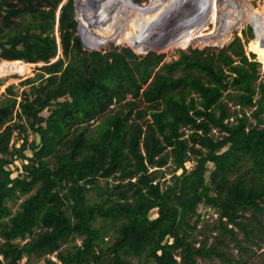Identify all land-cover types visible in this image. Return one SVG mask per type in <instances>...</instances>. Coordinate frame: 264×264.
Segmentation results:
<instances>
[{"label": "trees", "instance_id": "obj_1", "mask_svg": "<svg viewBox=\"0 0 264 264\" xmlns=\"http://www.w3.org/2000/svg\"><path fill=\"white\" fill-rule=\"evenodd\" d=\"M62 1L0 0V62L42 64L18 84H9L13 76L0 79L5 264L23 258L25 264H246L252 247L264 264V78L257 49L248 44L247 56L235 37L216 52H180L154 72L163 54L134 45L127 46L146 56L129 48L95 51L100 44L79 32L81 23L92 39L118 43L135 35L151 50L130 21L133 7L121 8L127 0H93L99 19L111 20L118 32L94 22L84 0ZM56 23L62 59L51 62ZM169 161L171 176L160 182ZM200 208L217 215L210 231L218 238L210 246L193 238ZM226 236L238 259L220 250Z\"/></svg>", "mask_w": 264, "mask_h": 264}, {"label": "rangeland", "instance_id": "obj_2", "mask_svg": "<svg viewBox=\"0 0 264 264\" xmlns=\"http://www.w3.org/2000/svg\"><path fill=\"white\" fill-rule=\"evenodd\" d=\"M67 0H63L61 2V5L65 4ZM212 0H203V3L208 4ZM76 2V0H73V3ZM143 7V10H139L134 3ZM201 0H127V3L124 4L121 8L127 10L131 7L135 10V12L132 14L130 21L135 25V27L139 31V36L142 40V44L146 46L147 48L151 49H145L142 46H140V43L137 38H135V35H131L130 37H126L125 42H128V45L135 46L138 49L144 50L145 52L150 53H159L163 54L165 56L163 63L161 65L159 64L154 68V72H157L161 66L165 63H170L172 61H175L180 54V52L189 53L191 50H210V51H218L225 46H227L235 37H239L242 40V43L244 45V52L248 56L251 52L247 49L248 44L250 49L255 50V38H256V32L254 29V26L251 22H254V24H257V20L259 16H262V13L264 12V0H247L246 2H243L245 6H247L250 9V12L248 14H245L244 16H241L240 10L242 7L240 4H238V0H220V6L218 10V21L216 24H212L211 21L207 24L204 34L212 33V36L208 41H191L189 43H185V45H178V44H169L168 40L169 36L179 34L181 32H184L185 30H190L192 27H194L198 21L199 18L198 15H196L197 11L201 8V5L199 4ZM212 3V2H211ZM85 8L90 12V14L93 17L94 22H96L99 26H102L104 29H109L114 32H118L120 28L113 24L111 20H101V14L97 10L93 3V0H84ZM200 5V6H199ZM236 7V9L234 8ZM203 8V7H202ZM201 8V10H202ZM212 8V7H211ZM209 8V13H213V9ZM202 12V11H201ZM56 20L58 19V12H56ZM250 21V22H249ZM214 25H216L215 30ZM86 29L84 24L79 23V32L90 38L89 43L97 42L100 44L99 49L95 51H108L113 48H129L136 56L144 57L146 55H141L136 53L132 48H130L127 45H122L121 43L123 41H119L117 38L115 41H119L118 43H115L114 41H102L99 38L92 39L86 32ZM149 40L156 46H154L148 39L145 37V33ZM55 39H56V45H57V55L54 60L51 62H54L57 59H62V50L60 49V31L58 30L57 23L55 24ZM193 37L195 36L194 31L192 32ZM58 37V38H57ZM257 52V51H256ZM149 53V54H150ZM253 54V53H252ZM258 54V53H257ZM259 57V55H258ZM256 58V56H255ZM260 58V82L264 78V59ZM262 61V62H261ZM42 64L33 65L30 67H27V72L23 76H17V75H9L6 77H0V79H5L8 77H15L16 79L13 81H9V84H18L20 81L25 80L27 78H30L32 76V73L36 71L37 68L41 67ZM4 90L3 87H1L0 92ZM231 109H234L232 105H229ZM253 109H247L244 113L249 119L250 124H254L255 121L253 117L251 116ZM262 118H264V113L262 115ZM232 121V120H230ZM186 134H189V131L185 132ZM211 134L214 136V138H220L221 134L217 132V130H212ZM28 139L38 141V138L29 135ZM171 162L167 163V166L160 169L162 171L164 179L160 178V182H163L164 180H168L170 178V172L173 170V165L170 164ZM193 164H186V168L190 170L192 168ZM20 163L16 162L14 165L10 167L11 171H13L12 176H16L17 172L15 171L16 168L20 169ZM210 170L212 169L211 165H208ZM152 171V170H151ZM179 173V172H177ZM22 201H18L16 204L12 205V212H15L18 204ZM200 214V223L197 226V230L194 233L195 240L197 242H200L204 240V238L207 239V246H210L214 239L218 238V233L216 231L212 232L210 229H212V226L216 223L217 215L213 213L212 210L200 208L199 209ZM250 216L249 213H244V219H247ZM231 228V226H229ZM236 231V229H234ZM38 231H36L37 233ZM241 235H238V239H241ZM31 238L28 237L25 241L17 240L16 242L19 244H23L26 241H29ZM222 243L226 246H222L220 250H224L228 252V256H232L234 259H238V252L236 249H234V245L231 242V240L228 238V236L223 237ZM80 243L79 241L77 242ZM198 246V245H197ZM251 253L249 257L246 260V264H262L260 259L258 258V254L260 253L259 250H257L255 247H252ZM48 258L52 261H56L54 258V255L48 256ZM0 261L2 264H5V262L0 257ZM26 259L23 258L20 261V264H25ZM44 262L41 261H35L33 264H43ZM197 264H225L218 259H213L211 261L207 260H198L196 262Z\"/></svg>", "mask_w": 264, "mask_h": 264}, {"label": "bare ground", "instance_id": "obj_3", "mask_svg": "<svg viewBox=\"0 0 264 264\" xmlns=\"http://www.w3.org/2000/svg\"><path fill=\"white\" fill-rule=\"evenodd\" d=\"M193 1V0H191ZM209 1V0H208ZM247 0H238V4L242 7L240 10L241 16L248 14L250 12V9L243 4V2H246ZM212 2V3H211ZM208 4L203 3V0L199 2L201 5V8L197 11L196 15H198V23L192 27L190 30H185L184 32H181L176 35H170L168 40L169 44H178V45H185V43H189L191 41H208L210 37L212 36V33L204 34L207 24L211 21L212 24H216L218 21V10L220 6V0H212ZM199 5V6H200ZM212 7V8H211ZM209 8L213 9V13H209ZM236 9V7H234ZM237 10V9H236ZM202 11V12H201ZM238 12V10H237ZM254 24V22H251ZM255 25V28L257 30V36L255 38V48L257 49L259 57L264 59V47L261 46V42H264V12L262 13V16H259L257 22ZM216 25H214V28ZM217 28H215L216 30ZM191 31L195 33V36L193 37ZM58 38V37H57ZM122 45H128L127 42H122ZM262 62V61H261ZM38 65V64H37ZM33 66L31 64H26L24 62L20 61H1L0 62V77H6L9 75H17V76H23L27 71V67Z\"/></svg>", "mask_w": 264, "mask_h": 264}, {"label": "water", "instance_id": "obj_4", "mask_svg": "<svg viewBox=\"0 0 264 264\" xmlns=\"http://www.w3.org/2000/svg\"><path fill=\"white\" fill-rule=\"evenodd\" d=\"M261 46L264 47V42H261ZM56 61V60H55ZM21 62V61H20Z\"/></svg>", "mask_w": 264, "mask_h": 264}]
</instances>
